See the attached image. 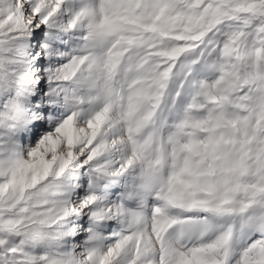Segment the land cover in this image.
I'll use <instances>...</instances> for the list:
<instances>
[{
	"label": "snow or ice",
	"instance_id": "obj_1",
	"mask_svg": "<svg viewBox=\"0 0 264 264\" xmlns=\"http://www.w3.org/2000/svg\"><path fill=\"white\" fill-rule=\"evenodd\" d=\"M0 264H264V0H0Z\"/></svg>",
	"mask_w": 264,
	"mask_h": 264
}]
</instances>
